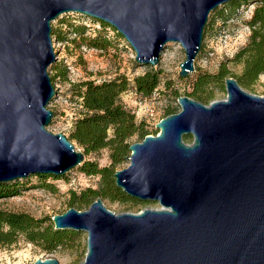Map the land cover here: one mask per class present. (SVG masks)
Masks as SVG:
<instances>
[{"label":"water","instance_id":"water-1","mask_svg":"<svg viewBox=\"0 0 264 264\" xmlns=\"http://www.w3.org/2000/svg\"><path fill=\"white\" fill-rule=\"evenodd\" d=\"M229 1L0 0V183L63 176L85 161L66 135L46 129L56 97L52 22L78 14L108 24L138 65L157 66L166 45L179 44L185 78L209 15ZM224 85L225 99L208 105L178 97L180 111L132 144L128 167L114 173L129 197L158 208L116 215L97 198L51 218L55 230L86 232L80 264H264V97L231 77Z\"/></svg>","mask_w":264,"mask_h":264},{"label":"rangeland","instance_id":"rangeland-1","mask_svg":"<svg viewBox=\"0 0 264 264\" xmlns=\"http://www.w3.org/2000/svg\"><path fill=\"white\" fill-rule=\"evenodd\" d=\"M263 3L259 1L249 3L241 15L224 25L220 21H216L202 40L200 52L194 60L195 70L185 78L180 77L178 73L179 64L185 59V53L179 44L170 43L166 45L157 66L138 65L134 60L133 50L125 40L121 43L115 39L112 44L106 47L94 48L97 53L85 57L78 54L77 48H70L72 49L70 52L66 50L65 55L68 62L76 69L78 82L88 80L101 82L119 76L125 77L129 82V89L122 94V103L134 114L137 122L142 121L145 123L148 135H156L158 130L155 128V124L164 118L166 110L171 109L175 113L180 111L177 98L189 94L198 74L214 75L221 66H224L227 70L226 78L231 77L236 81L238 80L244 65L243 62H237L234 58L239 51L250 43L254 28L248 24V21L254 10L264 6ZM221 8H217L214 13L216 14ZM214 13H211L207 20L211 19ZM255 28L258 30V27ZM260 31L264 34V29ZM147 70L160 71L162 80L169 83V88L162 84L150 98L143 99L134 91V78ZM48 72L50 76L53 74L50 69ZM61 83L62 91L59 103L51 104L48 107L53 111L54 117L46 129L50 133H63L68 137L69 133L63 130L62 123L67 118L66 114L73 108L70 103H74V99L71 85L68 86L66 81ZM240 87L250 94L264 97V73L259 75L252 85ZM206 91L213 95V101L224 100L226 97L224 80L219 85H211ZM63 100H66L67 103H63ZM132 141L139 142L137 138H133ZM108 153L107 149H103L86 159L97 162L99 167L108 166L110 164ZM128 165L129 161L127 159L117 165L116 171L123 170ZM99 180V176H88L79 167L72 169L63 175L61 179L47 180L48 187H42L39 185L38 179L32 177L25 182V190L19 195L0 199V209L25 213L36 219H51L53 216L61 215L69 209L72 192L79 194L85 188H97ZM101 200L105 208L116 215L139 213L146 207L158 208L156 203L144 206L133 201ZM90 205L73 204L70 208L86 211ZM76 232L69 244L59 246L52 252L43 251L40 247L28 243L20 237L13 245L0 247V264H33L38 259L48 258L57 260L58 264H80L85 258L87 234L83 231Z\"/></svg>","mask_w":264,"mask_h":264},{"label":"trees","instance_id":"trees-1","mask_svg":"<svg viewBox=\"0 0 264 264\" xmlns=\"http://www.w3.org/2000/svg\"><path fill=\"white\" fill-rule=\"evenodd\" d=\"M258 1L263 3V0H255V3ZM250 2V0H232L222 6L216 12L217 15L214 13L216 10L213 11L214 15L207 20L204 27L202 40L216 21L224 25L237 18ZM86 19L83 16L64 17L60 22L67 24L68 30L63 32L52 27L51 35L57 41L67 43L69 52L72 50L70 48L75 49L80 45L99 49L112 44L115 39L121 43L124 42V38L108 24L91 19L92 23H99V28L94 29L83 23ZM248 24L254 28L251 41L234 58L235 61L243 62L244 65L242 74L237 80L243 87L252 85L258 76L264 73V34L260 31L264 29V6L254 10ZM255 27H258V30ZM50 71L53 73L50 76L53 84L57 78L60 82L66 81L67 69L63 62L55 63ZM226 77L227 70L224 66H221L214 75L198 74L187 97L208 105L213 101V95L206 89L211 85H219ZM162 84L169 88V83L162 80L160 71L147 70L134 78L133 88L140 98L147 99ZM128 89L129 82L122 76L101 82L88 80L71 84L74 102L81 99L82 110L68 132V139L84 154L85 161L78 166L79 169L88 176H99L100 180L97 188L88 187L79 194L72 192L69 208L73 204H92L97 198L117 202L133 201L144 206L154 203L129 197L115 184L114 173L117 165L128 159L129 147L138 143L133 142L132 139L137 138V141L141 142L149 134L145 129V123L137 122L134 114L121 101L122 94ZM174 113L175 111L168 109L164 113V118ZM191 140V136L184 137L185 142ZM103 149L109 152L108 166L99 167L97 162L86 159ZM32 177H36L42 187L49 186L47 185L49 179L63 178V176L33 174L23 179L0 183V199L19 195L25 190V182ZM76 233L73 230H55L50 218L36 219L25 213L0 209V247L11 246L22 237L43 251L52 252L59 246L69 244Z\"/></svg>","mask_w":264,"mask_h":264},{"label":"built area","instance_id":"built-area-1","mask_svg":"<svg viewBox=\"0 0 264 264\" xmlns=\"http://www.w3.org/2000/svg\"><path fill=\"white\" fill-rule=\"evenodd\" d=\"M67 16L82 17L83 15H78V14L65 15V16L61 17L60 19L52 22L51 28L55 27V28L60 29L63 32H66L68 30L67 24L60 22V20L64 17H67ZM83 17H86V16H83ZM86 18L87 19L85 21H83V23L86 26H92L94 29L99 28V23H92L91 22L92 18H88V17H86ZM51 39H52V43H53V48L57 52L55 63L63 62V64L66 65V69H67L66 84L68 86H70L71 84L77 83L78 80L76 79V76H77L76 69L71 63L68 62L67 57L65 55L68 44L65 42L57 41L56 38L52 35H51ZM77 49H78V54H81L83 57H85L87 55H91L92 53H97L96 49H94L92 47H88L87 45H80ZM134 58H135V56H134ZM53 87H54V90L56 93V97L50 103V105L54 104V103H56V104L59 103L60 93L62 91V83L59 81V78L56 79V81L53 84ZM63 103H67V101L63 100ZM70 104L72 105L73 108H71L69 113L66 114L67 118L62 123L63 130L67 133L72 129L74 120L81 115V110H82L81 99H78L77 102L70 103Z\"/></svg>","mask_w":264,"mask_h":264}]
</instances>
